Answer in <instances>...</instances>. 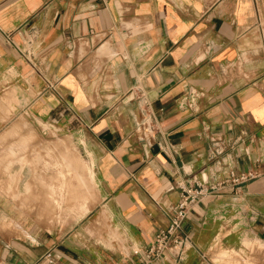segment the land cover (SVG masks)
Here are the masks:
<instances>
[{"label":"crops","instance_id":"obj_1","mask_svg":"<svg viewBox=\"0 0 264 264\" xmlns=\"http://www.w3.org/2000/svg\"><path fill=\"white\" fill-rule=\"evenodd\" d=\"M21 118L91 159L94 202L66 224L5 188L31 174L9 153ZM230 167L256 176L194 205L185 264L264 242V0H0V264H131L182 186Z\"/></svg>","mask_w":264,"mask_h":264},{"label":"rangeland","instance_id":"obj_2","mask_svg":"<svg viewBox=\"0 0 264 264\" xmlns=\"http://www.w3.org/2000/svg\"><path fill=\"white\" fill-rule=\"evenodd\" d=\"M15 123L17 148L9 153L22 164L20 168L28 165L31 174L25 177L20 171L5 188L27 207V215L55 226L68 223L73 215L80 216L77 207L88 210L96 196L93 170L78 138L40 119L21 118ZM20 124L32 128L28 138L19 130ZM202 264H264V242L249 239L235 247L214 244Z\"/></svg>","mask_w":264,"mask_h":264},{"label":"built area","instance_id":"obj_3","mask_svg":"<svg viewBox=\"0 0 264 264\" xmlns=\"http://www.w3.org/2000/svg\"><path fill=\"white\" fill-rule=\"evenodd\" d=\"M255 176L253 171L238 172L230 167L222 180L208 182L204 178L201 182L196 181L194 186H182L180 199L171 209L169 224L156 233L153 242L131 264H185L189 251L194 247L192 237L185 231V222L194 205L218 193L227 183L239 187ZM201 256L203 258L204 254ZM49 262H54L52 257Z\"/></svg>","mask_w":264,"mask_h":264},{"label":"bare ground","instance_id":"obj_4","mask_svg":"<svg viewBox=\"0 0 264 264\" xmlns=\"http://www.w3.org/2000/svg\"><path fill=\"white\" fill-rule=\"evenodd\" d=\"M83 209V208H82Z\"/></svg>","mask_w":264,"mask_h":264}]
</instances>
